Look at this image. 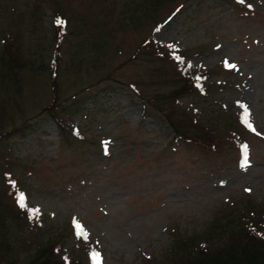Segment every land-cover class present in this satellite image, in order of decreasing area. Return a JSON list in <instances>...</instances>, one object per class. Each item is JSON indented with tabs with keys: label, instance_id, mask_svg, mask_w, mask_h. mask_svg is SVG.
Wrapping results in <instances>:
<instances>
[{
	"label": "rangeland",
	"instance_id": "rangeland-1",
	"mask_svg": "<svg viewBox=\"0 0 264 264\" xmlns=\"http://www.w3.org/2000/svg\"><path fill=\"white\" fill-rule=\"evenodd\" d=\"M183 73L209 91L171 104ZM138 92L224 148L177 140ZM263 214L264 0H0V264H175L181 244L221 246L225 225L264 235ZM252 246L200 264H264Z\"/></svg>",
	"mask_w": 264,
	"mask_h": 264
},
{
	"label": "trees",
	"instance_id": "trees-1",
	"mask_svg": "<svg viewBox=\"0 0 264 264\" xmlns=\"http://www.w3.org/2000/svg\"><path fill=\"white\" fill-rule=\"evenodd\" d=\"M58 21H62L63 23L60 24L58 23ZM65 24H66V17L58 13L57 16L55 17V27H56L55 28L56 30L55 40H56L57 47L61 44V39L63 38V35H64L63 28ZM157 49H160V47H157ZM158 54L164 57L167 56L168 58V55H167L168 53L161 49L158 51ZM59 55L60 54H59L58 48H55L52 59H51V63H50L53 77H57V70L59 69V66H60V61L58 58ZM179 80L181 81L180 83H182L181 84L182 87L181 89L174 92L173 95H171L170 97L171 100L169 101V103L171 104L176 103L179 98L184 97L185 95L189 94V90L193 91V93L196 91L198 93L201 90L200 88L197 87V85L195 84V80L193 78H185L181 75V78ZM139 96L143 98L145 103H150L152 106L158 109L162 107V105L157 104V98L148 99L146 97H143L141 93H139ZM144 111H147L146 108ZM161 111L163 114L165 112H166L165 114H168L171 126L174 129V134L177 140L183 139L184 141L189 142V143L202 145L205 148L208 147L210 149H215V151L222 150L224 148L223 145H220V143H218L215 140L214 136L211 133H209L208 131H206L205 134L201 132L202 127L198 119L193 118L191 115H184V114L178 115L177 111L172 107L170 108V111L168 110L166 111V109L164 108H161ZM239 123L240 122L238 121V124ZM62 125L64 128L68 129V126H66L64 122H62ZM72 133H74V130H72ZM74 134H77V133H74ZM16 215L18 216V214ZM263 217H264V214H263ZM251 223L256 224L255 221H251ZM222 229L225 231V233L226 231H229V232L226 234L228 239H225L224 242L221 244V246L214 249L211 246V243L209 244L206 241H203L200 243L191 241L192 243H194V245L190 243H184V245L181 244L180 250L178 251L180 255H179L178 260L175 262V264H200L201 258H206V256L209 258L220 257V255L222 254L221 252L231 251V250L237 252L240 248L239 252L236 254V256H239L245 251L252 250L254 248L252 245L254 244L264 245V235L259 234L258 232L254 231L253 227H247V226L240 225L239 229H234V228L232 229V228H228V226L225 225L222 227ZM200 241H202V239H200ZM197 245H200V246L198 248H195ZM208 246H210V249L206 250ZM38 264H41V263H38ZM61 264H64L63 260H61ZM250 264H253V263L250 262ZM254 264H258V263L256 262Z\"/></svg>",
	"mask_w": 264,
	"mask_h": 264
},
{
	"label": "snow or ice",
	"instance_id": "snow-or-ice-1",
	"mask_svg": "<svg viewBox=\"0 0 264 264\" xmlns=\"http://www.w3.org/2000/svg\"><path fill=\"white\" fill-rule=\"evenodd\" d=\"M241 2H243V0H241ZM58 23L62 24V21H58ZM160 29H157V31H159ZM177 59H179V57H177ZM227 66H229L232 69H236V65H228L227 61L225 62ZM188 67H191V64L188 65ZM199 79V78H198ZM242 109H243V122L246 124V126L253 132H255V127L252 125L251 123V112L248 109L247 105H241ZM242 152H243V160H242V167H247L249 164V160H248V146L247 145H243L242 146ZM246 191H251L250 189H246ZM19 205L24 208L26 207L25 204V196L23 193L20 194L19 196ZM33 215H35V211H33ZM76 228V237L77 239H88V235L87 233L83 230L82 225H80L79 223H76L75 225ZM93 258L95 260H97V264H102L101 258H100V254L99 253H93Z\"/></svg>",
	"mask_w": 264,
	"mask_h": 264
}]
</instances>
